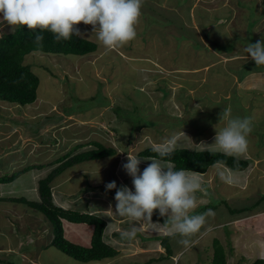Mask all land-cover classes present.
I'll use <instances>...</instances> for the list:
<instances>
[{"label": "rangeland", "instance_id": "1", "mask_svg": "<svg viewBox=\"0 0 264 264\" xmlns=\"http://www.w3.org/2000/svg\"><path fill=\"white\" fill-rule=\"evenodd\" d=\"M258 27L264 31V0H143L137 36L118 50L107 52L93 27L80 23V35L98 43L95 52L27 55L25 63L40 78L38 96L27 105L0 100V175L32 168L13 182L0 183V197L34 198L24 186L27 180L35 182L31 191L39 194L38 180L58 165L53 162L73 144L96 139L117 147L118 154L68 167L53 182L54 201L108 221L106 242L113 241L125 256L120 259L118 253L112 264H210L215 238L231 250L228 264L264 258V88H257L264 87V71L243 76L244 66L256 67L245 49L264 39L256 36ZM11 31L0 22V36ZM225 108L231 109L232 117H252L248 149L239 156L251 161L244 170L216 164L206 173L187 171L204 189L195 193L192 214L208 209L215 213L192 237V246L180 245L178 235L164 237L170 235L171 224L158 210L153 224L144 222L133 241L122 239L121 232L133 223L115 212L116 189L106 191L105 186L115 181L117 188L125 185L134 191L132 178L122 168L127 153L141 159L142 173L151 161L139 152L172 136L175 148L215 150L211 144L216 128L225 126L220 121ZM59 115V121H51ZM40 165L44 167L37 168ZM220 172L232 182L221 180ZM61 196H68L69 206L68 198L58 201ZM24 205L0 201V259L15 264H97L81 263L47 245L50 227L45 223L38 233L32 227L50 221L39 211L31 216ZM67 224L76 234L83 228ZM162 237L169 239L172 254L182 250L177 262L167 256ZM5 261L0 264H8Z\"/></svg>", "mask_w": 264, "mask_h": 264}, {"label": "clouds", "instance_id": "2", "mask_svg": "<svg viewBox=\"0 0 264 264\" xmlns=\"http://www.w3.org/2000/svg\"><path fill=\"white\" fill-rule=\"evenodd\" d=\"M142 4L143 0H0V22L11 26L13 31L22 26H27L31 32L50 31L58 42L70 40L74 34L79 36L76 25H91L98 41L111 52L136 38ZM34 39L40 44L44 37L37 34ZM245 51L256 67H264V39L249 43ZM220 121H225V126L216 128L215 142L211 146L226 156L239 157L246 153L247 137L253 130L252 117H232L231 109L225 108L220 113ZM175 145L176 137L172 136L153 146L152 151L163 158L172 154ZM144 159L151 163L142 173L139 169L141 159L137 155L127 153V163L122 164L132 178L134 191L125 185L117 188L115 181L105 186L106 191L116 189L115 212L133 223L130 230L121 232V238L133 241L144 222L153 224V213L158 210L171 224L169 234L178 235V243L185 248L191 247L192 237L209 216L215 215L212 209L192 214L197 207L195 193L204 190L201 181L183 169L175 170L170 161L162 164L156 157ZM219 176L226 183L232 182L224 172ZM44 241L52 246L51 239Z\"/></svg>", "mask_w": 264, "mask_h": 264}, {"label": "trees", "instance_id": "3", "mask_svg": "<svg viewBox=\"0 0 264 264\" xmlns=\"http://www.w3.org/2000/svg\"><path fill=\"white\" fill-rule=\"evenodd\" d=\"M78 26L79 25H76L75 27L78 28ZM261 30L258 27L256 36H264L262 35L264 31L262 32ZM204 33L207 35L205 31ZM37 34H42L44 37L40 44H37L34 39ZM97 48V42L81 35L77 36L74 34L70 40H61L58 42L54 39V35L50 31H44L43 33H40V30L37 29L36 31L31 32L27 26H22L17 28L15 31L8 33H2L0 36V100L10 103H17L20 105L32 104L37 100L40 78L36 72L33 71L31 66L25 63V57L27 55L35 51H40L44 53H52L54 55L64 54L85 56L95 52ZM124 63V69H128L126 62ZM250 67L251 66L243 67V70H245L243 76L251 71ZM124 69L123 72L125 74L127 72ZM67 78L69 77L67 76ZM61 118L62 115H59L58 119H51V121H59ZM47 122H44V125ZM87 146L92 147L74 153L78 149L86 148ZM152 148L153 146L144 148L139 152V156L143 158L156 157L157 159H160L166 163L170 161L175 170L183 169L185 171H192L195 173H206L210 167L216 164H224L233 170H244L249 166L251 161L249 158L226 156L216 150H196L187 147L174 148V151L170 156L160 158L155 152L152 151ZM117 154V147L112 145L108 146L96 139H91L83 143H75L67 152L61 155L57 161L51 164L58 165L46 177L40 178L38 180L37 193L39 194L36 195L34 191H31L32 187L35 185L34 181L27 180L24 183V186H27V188L30 190L29 192L35 196L34 198H27L21 194L17 196L7 194L0 197V201L23 203L25 204V207L30 208L28 211L30 212L31 216H34L35 214L37 215L38 211L43 213L50 223H47L43 220L41 224L39 223L37 228L32 227V231L38 233V227L44 228V226L47 224L50 227V235L48 238L51 239V245L57 247L79 262H99L104 259L114 258L120 251L104 240V232L108 226V221L101 215L95 213L81 211L79 209L65 208L61 205H57L54 201L53 182L57 176L63 173L70 166L87 160L112 157ZM42 167H44V165H40L37 168ZM31 168L32 166H27L24 169L13 173L12 175H0V183L13 182L21 174L30 170ZM246 209L247 207H244L240 210L236 209L231 211L232 213H236L237 211H244ZM66 221L71 223H86L93 225L94 230L92 234L91 245L85 246L72 242L70 239H68L65 236ZM169 236L173 237L172 235H166L164 237L168 238ZM160 239H162V243L166 248L167 256H172L171 259L177 262L182 250L176 255L172 254L173 250L169 243V239L168 241L164 240L163 237ZM196 245L197 243H194V246ZM229 253H231V250L226 249L220 239L215 238L213 240V252L211 255L210 264H228ZM176 257H178L177 260ZM151 260L152 259L148 261ZM1 261L4 262L5 260L0 259V262ZM5 262L8 264H15L11 261ZM247 263L264 264V258H252Z\"/></svg>", "mask_w": 264, "mask_h": 264}, {"label": "crops", "instance_id": "4", "mask_svg": "<svg viewBox=\"0 0 264 264\" xmlns=\"http://www.w3.org/2000/svg\"><path fill=\"white\" fill-rule=\"evenodd\" d=\"M261 68H264V67H261ZM254 69V70H253ZM256 69V70H255ZM256 71H264V69H260V68H257V67H253V68H251V71L250 72H248V73H255ZM255 86H258V85H255ZM257 88H259V89H262V88H264V87H257ZM62 197V196H61ZM66 198H68V196L66 197ZM64 196L60 199V200H58V201H60V202H65L66 199ZM71 198V197H70ZM69 204H70V199L68 198V206H69ZM67 223H71V222H66L65 223V235H66V237L67 238H69V237H71V241L73 240V242H75V243H77V241H78V244H80V243H84V244H86L87 246H90L91 245V239H92V234H93V230H94V227H93V225H86L85 223H73V225L74 226H80L81 225V227H82V225H83V228L80 230L79 229V231L77 232L78 234H76L75 232V236H74V233L72 232V230H71V227L67 224ZM86 226V227H85ZM110 228V227H109ZM109 228H107V229H105V232L104 233H106L107 231H109ZM85 231V232H84ZM70 232L71 233H73V236H69L70 235ZM116 231H113L112 232V234L113 233H115ZM111 233V232H110ZM157 236V235H156ZM76 237H78V238H76ZM161 237V236H160ZM106 236H105V234H104V240L105 241H107L106 240ZM81 241H79V240ZM160 239V238H159ZM110 242V241H109ZM113 242V241H112ZM111 242V244H113ZM110 244V243H109ZM83 245V244H82ZM113 246V245H112ZM116 248V247H115ZM120 253V252H119ZM121 254V253H120ZM149 254V253H148ZM129 257V256H128ZM128 257H126V258H128ZM125 258V256L124 255H122L121 254V256H120V259H124ZM147 257H145V259H146ZM115 259V257L114 258H108V259H104V260H102V261H99V262H97V264H112L113 262H112V260H114ZM82 263V262H81Z\"/></svg>", "mask_w": 264, "mask_h": 264}]
</instances>
